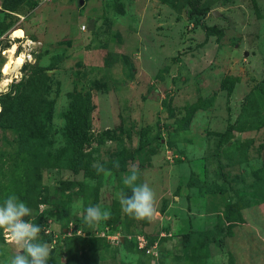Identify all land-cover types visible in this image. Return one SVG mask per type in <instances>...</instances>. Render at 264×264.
I'll use <instances>...</instances> for the list:
<instances>
[{
	"label": "rangeland",
	"instance_id": "obj_1",
	"mask_svg": "<svg viewBox=\"0 0 264 264\" xmlns=\"http://www.w3.org/2000/svg\"><path fill=\"white\" fill-rule=\"evenodd\" d=\"M5 1L0 204L41 219L48 264H264V0H195L199 25L192 0ZM133 166L152 219L121 210ZM97 204L110 218L85 224ZM16 251L0 230V264Z\"/></svg>",
	"mask_w": 264,
	"mask_h": 264
},
{
	"label": "clouds",
	"instance_id": "obj_2",
	"mask_svg": "<svg viewBox=\"0 0 264 264\" xmlns=\"http://www.w3.org/2000/svg\"><path fill=\"white\" fill-rule=\"evenodd\" d=\"M113 167L119 168V161H113ZM92 168L99 175L107 173L105 166L94 162ZM139 170L133 166L128 174L122 176L123 184L130 189V194L121 191L118 200L124 214L136 219H152L157 214L156 193L152 187L144 182L138 183ZM33 210L15 194L8 195L0 204V230L9 243L14 246L16 254L9 259V264H48L50 257L49 244L40 241L42 229L26 217L32 215ZM83 222L93 225L110 218V212L102 210L99 204L89 205L81 214Z\"/></svg>",
	"mask_w": 264,
	"mask_h": 264
},
{
	"label": "trees",
	"instance_id": "obj_3",
	"mask_svg": "<svg viewBox=\"0 0 264 264\" xmlns=\"http://www.w3.org/2000/svg\"><path fill=\"white\" fill-rule=\"evenodd\" d=\"M9 1H10V0H9ZM9 1H5V2L2 4V8H3L4 10H7V9H8V7H9V3H10ZM191 2H192V4H190L189 9H188L187 20H188V22L191 23L192 25H199V24L201 23L202 20H201V18L199 17L198 13L194 12V11L197 10V9H196L197 7H196V5H195L196 1H195V0H192ZM0 104H1V105L3 104V102H1V99H0ZM230 128H231V127H228V128L225 130V132L222 133L219 137H220V138H226V137H228V136H229ZM82 141H83V140H80V142L78 143V148H79L80 145L82 144ZM24 199H25V198H24ZM33 223L39 225V226L41 227V229L45 228V227L43 226V223L41 222V219L33 220ZM42 231H43V230H42ZM148 242H149V241H148ZM149 244H150V242H149Z\"/></svg>",
	"mask_w": 264,
	"mask_h": 264
},
{
	"label": "built area",
	"instance_id": "obj_4",
	"mask_svg": "<svg viewBox=\"0 0 264 264\" xmlns=\"http://www.w3.org/2000/svg\"><path fill=\"white\" fill-rule=\"evenodd\" d=\"M82 29V28H81ZM20 41V40H19ZM16 47H15V50H14V54L16 53ZM21 57V64L19 65V67H21L24 63H29L31 61V56L30 54H20L19 55ZM18 67V68H19ZM43 233L44 234H47L48 233V230L46 228H43ZM94 240L97 242L98 239L94 238ZM135 242L137 243V248L139 250H142L145 254H149L151 252H154V255H155V247H156V242L154 241L153 243H150L148 242V240L144 239L142 236H136V240Z\"/></svg>",
	"mask_w": 264,
	"mask_h": 264
},
{
	"label": "bare ground",
	"instance_id": "obj_5",
	"mask_svg": "<svg viewBox=\"0 0 264 264\" xmlns=\"http://www.w3.org/2000/svg\"><path fill=\"white\" fill-rule=\"evenodd\" d=\"M13 35H15V37H13ZM9 39L11 40V45H10V47L9 48H7L6 49V51L4 52V54H5V56H6V58L8 59V60H10V61H12L13 59L16 61V60H19L20 62H22L21 61V57L19 56V55H15L14 54V50H15V42H14V39H17V40H23V34H22V36L21 37H19L17 34H11L10 35V37H9ZM10 69V68H9ZM16 69V68H15ZM8 72L10 71V70H7ZM13 70H11V72H12ZM2 76L3 77H6L7 76V72H3V68H2ZM10 73V72H9ZM4 85V84H3Z\"/></svg>",
	"mask_w": 264,
	"mask_h": 264
}]
</instances>
